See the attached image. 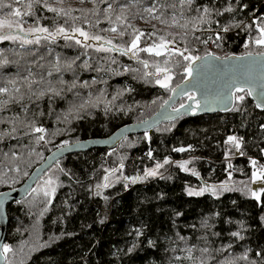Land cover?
Listing matches in <instances>:
<instances>
[{"label":"trees","instance_id":"obj_1","mask_svg":"<svg viewBox=\"0 0 264 264\" xmlns=\"http://www.w3.org/2000/svg\"><path fill=\"white\" fill-rule=\"evenodd\" d=\"M30 2L5 0L13 8L34 13L22 17L26 21L22 25L25 31L47 27L50 32H55L57 27L63 26L74 38L68 41L57 36L45 40L47 33H37L38 36L30 40L40 37L39 44L21 47L19 40L0 42V51L9 60L19 62L0 68V76L5 78L0 80V86H4L7 79H15V87L20 88V92L15 93L11 91L13 86L7 85L10 93L0 95V99H9V95L24 97L21 104L10 103L0 112V119L4 120L0 123V133H11L0 140V192L21 185L63 141L72 143L106 137L125 124L147 119L170 96L171 91L160 88L152 77L146 78L149 82L139 78L144 72H155V63L163 66L164 60L169 59L168 54L156 57L140 52V60L149 61V66L144 68L131 57V53L97 52L95 49L100 45L94 43L95 40L86 42L92 45L87 49L75 45V39L83 41V37H76L71 28L81 27L90 35L101 36V41L111 40L112 45L121 47L128 46L131 36L127 33L135 28L145 33L141 47L158 43L159 38L164 37L166 41L176 42L182 50L189 47L190 52L186 55L200 54V57L209 53L219 56L222 43L226 45L225 56L264 52V48L251 43L248 38V32L251 38L258 35L253 21L258 24L264 20V0H193L191 5L181 4L180 0H107V3L103 0H40L39 4L33 3L28 9L26 5ZM108 3L112 8L105 11ZM121 5L127 7L121 9ZM152 6L156 11L151 15L144 11ZM203 7L211 9V15L207 17L209 23L201 24L194 18L202 14ZM226 7H232L234 11L223 12ZM49 8L63 12L58 15ZM217 10L223 15H217ZM8 11L3 9L0 19L5 18ZM65 12L69 15H64ZM117 16L126 17V20L122 23ZM161 20H167V23ZM216 21L221 25L239 23L240 27H233L222 43L214 42L212 46L201 42L204 41L203 35L193 36L194 24L210 29L217 25ZM112 27L117 28L116 33L108 30ZM122 28L126 29L123 37L118 35ZM149 33L154 35L148 36ZM113 59L115 63H112ZM73 60L74 72L64 70L65 65ZM178 60L179 64L176 63ZM85 61L91 69L82 67ZM57 64L60 72L54 69ZM187 64L178 56L171 57L168 64L173 77L171 87L187 77ZM98 66L110 70H92ZM126 68L140 69V72H126ZM29 71L32 76L28 75ZM49 72H52L51 76ZM74 75L79 77L77 87L68 91ZM134 75L138 78L133 79ZM93 78L97 83H91ZM33 79L37 83L31 84L29 89ZM84 82L89 86H80ZM126 87L134 91L124 92L113 101V96ZM50 88L63 89V98L48 92ZM41 91L48 92V95L37 99ZM247 92V89L235 91V96L244 95L245 99L243 102L234 100L233 106L227 110L182 115L150 131L126 135L114 148H95L61 158L33 186L43 183L51 171L55 178L58 177V183H62L47 212L41 215L45 204L42 195L35 193H28L6 206L4 244L13 249L7 254L8 264H200L201 260L205 264H221L225 260L234 261V264H264V225L261 221L264 193L257 201L238 189L217 197L210 194L188 196L185 192L187 186L205 181L218 183L229 178L249 179L254 170L253 159L264 165V152L261 151L264 149V110L255 105ZM49 96H52L51 101ZM187 98L188 95L181 97L175 107L185 103ZM84 100L93 103L99 100L100 103L96 108L89 106L86 111L80 110L83 119L74 118L75 109L73 116L69 117L70 123L57 119L73 104L78 107ZM105 104L111 108L107 114ZM21 105L27 107L26 112ZM33 121L47 130L45 139L50 142H35L34 136L39 134L30 133L26 127ZM145 133L150 140L145 138ZM230 135L243 138L240 151L225 144ZM189 145L192 146L190 151H173ZM149 150L154 159L146 155ZM165 157L173 161H192L188 167L194 168L199 176L170 164L160 170L165 178L127 183L126 187L121 173L117 172L111 177L113 186L100 189V194H96L95 185L103 182L104 169L118 167L121 158H124L123 176L131 177L142 175L145 168L153 167L156 161L162 162ZM58 168L65 169L72 179ZM117 177L121 178L120 182ZM138 230L143 235H138ZM234 231L240 232L244 239L233 237L231 233ZM149 240L155 242V247L149 246ZM133 245H136L134 251L129 252ZM205 247L209 249L208 253L201 252ZM189 248L192 250L191 259ZM243 255L248 258L240 259ZM3 264H6L5 260Z\"/></svg>","mask_w":264,"mask_h":264},{"label":"snow or ice","instance_id":"obj_2","mask_svg":"<svg viewBox=\"0 0 264 264\" xmlns=\"http://www.w3.org/2000/svg\"><path fill=\"white\" fill-rule=\"evenodd\" d=\"M16 3H21L22 0H15ZM104 3H107V0H103ZM181 4L187 3L189 5H191L193 3V0H180ZM33 3L35 4H39L40 0H31L30 3H28L26 5V7L28 9H31L33 6ZM127 7V5H121V9ZM9 9L8 13L6 14L5 18L0 19V42H4V41H20V46L24 47L27 44H31V43H36L39 44L40 43V37H37L34 41L32 40H27L25 39L23 36H20L19 33L20 32H24L25 29L22 27L23 23H25L26 21H24L22 19L23 16L25 15H33L34 13H32L31 11H26V12H22L20 8H13L11 3H5V0H0V12L3 11V9ZM112 5L110 3H108V7L107 9H105V11H108V9H111ZM49 11L52 12H56L58 15L63 12V10H58L56 8H49ZM145 12L149 13L150 15L156 11L155 6L152 7H146L144 9ZM197 11H201V8H197ZM234 9L232 7H226L223 12H233ZM223 12L217 10L216 14L217 15H223ZM64 15H69V13H63ZM211 15V9H209L208 7H203L202 8V14L199 17H196L194 19L198 20L199 23L203 24V23H209L210 21L207 19L208 16ZM8 17H11V19H9ZM155 19H160V16H155ZM116 19L118 21H121L122 23L126 20V17L123 16H117ZM174 19V18H173ZM260 19V18H258ZM111 22V21H110ZM162 23H167V20H161ZM175 22V20H174ZM217 24H219V21H216ZM254 24H256V31L258 32V35L255 37L251 38V43L255 44L258 47H262L264 48V20H262L261 23H256V21H253ZM128 28H131V25H127ZM182 27H186V25H182ZM233 27H240V24H232L229 23L227 25H221L219 28V31H217L216 36H215V41L214 42H219L223 40V36L220 34L221 32L223 33H227L229 32ZM248 28H251V25L247 26ZM193 28L196 29V25H193ZM111 32L116 33L117 32V28L112 27L111 29H108ZM199 30V29H196ZM71 32L72 33H78L80 37H83V41H81L80 39H75V45H79L82 48H90L92 47L91 44L86 43L90 40H95V41H101L103 38L99 35H90V33L88 31H85L83 28L81 27H73L71 28ZM27 33H47L46 36H44L45 40H48L50 37L51 38H55L57 36H63V38L65 40L71 41L73 40V36L72 35H68L67 34V30L65 29V27L63 26H59L56 28L55 32H50L49 29L47 27H34V28H29L27 29ZM126 34V29L122 28L119 32L118 35L123 37ZM129 36H131V40L128 44L127 47H121V46H116V45H112V41L111 40H107L105 41L106 44L111 45V47H104L103 44H101L99 47H97L95 50L97 52L103 51V52H119L121 55H128L129 53H131V57L135 58L140 64L143 65L144 68H147L149 66V61L148 60H140L139 57V53L140 52H145L148 53L150 55H155L156 57H160L163 56L165 54V51L168 52L169 55V59H165L163 62V66L159 63H155L153 65V67L155 68V72H144L139 78L140 79H144L145 82H149L147 81V77H152L154 79V82L156 85H158L160 88H163L167 91H172L175 92V88L171 87V82H172V75H171V68L168 67V64L170 62L171 57L173 56H178L180 57L183 61H187L188 64L185 68V71L187 72L189 77H192L193 75V71L194 68H197L198 66L195 64L196 61L198 60H202L204 59L203 57H199V56H193L189 53L190 49L189 47H185L183 50L180 49H170L168 48V44L170 43L169 41H166L164 37H160L159 38V42H153L152 44L146 46V47H141V38L145 37V33L139 31L138 29L133 28L132 32L127 33ZM154 33H149L148 36H153ZM197 40H199V37H196ZM211 39V37L209 38ZM202 43H207L208 41H201ZM71 46V45H69ZM217 46L219 47L220 44L217 43ZM245 46H248V43L245 44ZM15 54V53H14ZM85 55H87V52L84 53ZM261 55H264V53H261ZM249 56H251V53H249ZM79 57H77L76 59H78ZM59 59V58H57ZM116 61L113 59L112 63H115ZM18 61H12L9 60L7 56L4 55L3 51H0V68H5L11 64H18ZM75 63V60L67 63L65 65V69L66 71H73V64ZM177 64H179V60L176 61ZM82 67L85 70L91 69V65L85 61L84 64L82 65ZM54 69L56 72H60L61 68L57 65L54 66ZM94 71L97 72H102V71H106V70H110V69H104L102 67H97L95 69H92ZM126 72H132V73H139L140 69H132V68H126L125 69ZM116 74H122V73H116ZM29 76H32L31 71H29L28 73ZM49 76L52 75V72L48 73ZM78 76L74 75V79H73V83L71 84V87L68 88V91H72L73 89H75L77 87V83L76 80H78ZM137 76H133V79H137ZM5 79L3 76H0V80ZM25 80L28 79V77H24ZM104 83H106V81H103ZM37 83L36 80H32L31 83L28 85L29 89H31V84H35ZM60 83H64L63 80L60 81ZM92 84L97 83V80L95 78H93ZM16 81L15 79H7V82L4 86H0V95H8L10 93V88L7 85H12L13 88L11 91L15 92V93H19L20 92V88L15 87ZM82 87H88L89 84L88 82H84L82 85H80ZM134 91V89H132L131 87H126L122 90H120L119 92H117V94L115 96H113V101L116 100L119 96L123 95L124 92H132ZM235 91L237 92H244L245 89L242 86L237 85L235 88ZM48 92H51L54 96L57 97H62V92L63 89H61L60 91H57L55 89H48ZM48 92L45 91H41L38 96L36 97L37 99L43 98L45 95H48ZM103 94V93H101ZM248 95L252 94V89H249L247 92ZM33 95H36L35 93H33ZM75 95L79 96V93H75ZM262 98H261V102L257 104L258 108H264V93L261 94ZM24 99L23 95H21L20 97H15L14 95H9V99H0V112L4 111L5 109L8 108L10 103H16V104H21V101ZM29 99H31V97H29ZM52 96H49V100L51 101ZM188 99L190 101H194L196 104L197 108L201 107V102L200 101H196L195 96L191 95L190 93L188 94ZM232 97L229 96V100H231ZM234 99L236 101L239 102H243L245 99L244 95H238L235 96ZM100 101L97 100L96 103L91 102L90 100H84L82 103H80L78 105V107L73 104L72 107L69 108V110L62 114V115H58L57 119L58 120H63L65 122H71L69 120L70 116H73V109L76 110V115L74 118L77 119H83L84 117L82 115L79 114L80 110H85L87 109V107H92V108H96L98 107ZM109 104L111 102H108ZM24 108V111H27V107L24 105H21ZM188 108V110H191L190 106H186L184 104L180 105L181 109L184 108ZM121 111H123V109H120ZM130 110V109H129ZM237 111H239V109H236ZM109 111H111V108L108 106V104H105L104 107V112L105 114H107ZM174 112L179 113L180 109L177 108H173ZM51 114V113H50ZM89 115L91 113H88ZM40 115H43V112L40 113ZM4 120L0 119V123H3ZM141 123H147L142 121ZM26 127H28L30 133H34V134H39V135H35L34 139L35 142L37 144H39L40 142H44V143H48L50 141H47L45 139V134L47 132V130L42 127V126H38L34 121L30 122L26 125ZM16 129L13 128V132H15ZM28 133H26L27 135ZM11 136V133H0V140H3L4 136ZM145 138L150 140V137L147 136V133H145ZM226 145H230L231 148L236 149L237 151H240L242 144H243V138L242 137H237L235 135H230L227 137L226 141H225ZM61 148H67V149H71L73 147V145H71L68 141H63L60 145ZM192 150V146L189 145L188 147H177L174 148L173 151L175 152H179V153H183V152H187ZM262 152H264V149L261 150ZM241 155H243V152H240ZM148 156L149 159H154L153 156V152L151 150L148 151V153L146 154ZM123 159L121 158V161L119 163L118 167H114L111 169L105 168L104 172L106 173L103 176V182L102 183H97L95 185V188L97 189V195L100 194L99 190L100 189H106L109 188L111 186H113V182L111 180V177L115 176V174L117 172H120L122 175V179L125 182H128L130 184H136L137 182H143L148 180L149 178H165L163 172H161V169H165V166L170 165V164H176L182 171L184 172H191V175L193 176H199V173L194 169H190L188 167V165L192 162L190 160H184V161H173L171 160L169 157H165L163 159L162 162L160 161H156L154 163V166L151 168H145L144 172L142 175L138 174V175H134V176H123V169H124V163H123ZM251 164L253 166V171H252V175H251V182L252 183H258L260 185H262L260 188L256 189V190H252V189H248V193H250V195L255 198L257 201L260 200L261 197V193H264V166H257V161L256 160H251ZM229 167H231V165H229ZM17 171H19V169H16ZM47 171V170H46ZM58 171L63 173L64 175L69 176V179H72V176L70 173H68L65 169L63 168H58ZM229 176H231V173H229ZM120 177H117V182H120ZM62 183H58V177L53 178L52 176H49L46 180L43 181L42 184L38 183V186L36 188H30L27 189L26 191L29 192V194L35 193L37 196H41L43 197V203L45 204V207L42 209L41 211V215H43L45 212L48 211V206H50L53 202V200L55 199L56 193L58 188L62 187ZM125 186L127 187L128 184L126 183ZM237 190L235 187H230L229 186V182L225 181L222 182L219 185H212V184H207L205 183L203 186H201L199 189H194L192 187H188L186 189V194L188 196H203L206 193H210L212 196H218L219 194L223 193V192H228V191H235ZM107 199V198H105ZM264 219V218H262ZM205 227H207V224L204 225ZM138 235H143V233L141 231H137ZM218 235V234H217ZM231 235L233 237H237L239 239H244L243 236L240 235V232L238 231H234L231 233ZM181 239H184L183 237H181ZM149 246L151 247H155V242L152 240L148 241ZM136 245H133L132 248H130L128 251L132 252L134 251ZM228 247H231V245H229ZM0 249H2V251H0V258L4 259L6 261V264H8V260H7V254L12 252L13 249L7 245H0ZM227 249H220L219 251H226ZM191 248L188 249L189 252V258L191 259ZM202 253H208L209 249L207 247L201 249ZM257 255H260V253H257ZM247 255H243L240 257V259H247ZM214 259V257H213ZM200 264H205L204 260L200 261ZM221 264H234V261H222Z\"/></svg>","mask_w":264,"mask_h":264},{"label":"water","instance_id":"obj_3","mask_svg":"<svg viewBox=\"0 0 264 264\" xmlns=\"http://www.w3.org/2000/svg\"><path fill=\"white\" fill-rule=\"evenodd\" d=\"M22 36L32 39L38 36L37 33L20 32ZM40 35V34H39ZM98 45L111 47L104 41L94 42ZM264 53V52H262ZM204 59L198 60L195 64L192 77H187L177 84L175 92L170 93L168 99L159 107V109L147 119L143 120L147 123L135 122L125 124L106 137L83 139L70 143L73 145L71 149L61 148L60 146L51 151L45 159L36 166L25 181L11 189L0 192V245L4 244L5 232L7 224L6 206L8 203L20 200L25 197L37 180L50 169L61 158L87 151L95 148H114L126 135L140 132H147L155 128L161 123L178 119L182 115H191L195 113H213L216 111H224L233 106L235 97V88L237 85L244 89H252L250 95L255 105L261 102L262 93H264V55L261 53H249L242 55L218 56L209 53L203 56ZM191 93L195 96L196 101L201 102V107L197 108L194 101L188 98L183 103L188 108L181 109L180 105L176 106L178 100ZM229 96L232 97L229 100ZM173 108L180 109L179 113L174 112ZM263 109L264 108H260ZM2 251V249H0ZM4 263V259L0 258V264Z\"/></svg>","mask_w":264,"mask_h":264},{"label":"rangeland","instance_id":"obj_4","mask_svg":"<svg viewBox=\"0 0 264 264\" xmlns=\"http://www.w3.org/2000/svg\"><path fill=\"white\" fill-rule=\"evenodd\" d=\"M24 33H27V31H24ZM20 36H22L21 34H19ZM76 37H80L79 36V34L78 33H75L74 34ZM24 37V36H23ZM25 38V37H24ZM248 38H249V41L251 40V34H250V32H248ZM25 39H27V40H30V39H28V38H25ZM248 40H247V42H249ZM170 43L168 44V48H170V49H173V50H176V49H180V50H182L181 49V47L179 46V45H177V43L176 42H174L173 40H171V41H169ZM165 53L166 54H168V52L167 51H165ZM218 54H219V56H225V54L224 53H222V52H218ZM197 56H201L200 54H198ZM234 151H236V149H234ZM252 175V174H251ZM49 176H52L53 178H55V176H54V172L53 171H51L49 174H48V176L46 177V179L49 177ZM227 182H229V186L230 187H235L236 189H238L239 191H241L243 194H246V195H249V196H251L250 195V193H248V189H252V190H256V189H258V188H260L262 185H260V184H258V183H252L251 182V176H250V178L249 179H240V180H235V179H232V178H229L228 180H226ZM222 182H225V181H222ZM222 182H218V183H211V182H207V181H205V182H201V183H199L198 185H194V186H187V188L188 187H192V188H194V189H199L201 186H203L205 183H207V184H212V185H219V184H221ZM126 183H128V182H126ZM42 184V183H41ZM38 186V184H36V186L35 187H33V188H36ZM186 188V189H187ZM186 189H185V192H186ZM206 194H210V193H206ZM211 195V194H210ZM220 195V194H219ZM218 195V196H219ZM261 195H262V193H261ZM196 197V196H195ZM214 197H217V196H214ZM252 197V196H251ZM260 199H261V197H260ZM260 201V200H259ZM262 218H264V210H263V212L261 213V221H262V223H263V225H264V219H262Z\"/></svg>","mask_w":264,"mask_h":264},{"label":"built area","instance_id":"obj_5","mask_svg":"<svg viewBox=\"0 0 264 264\" xmlns=\"http://www.w3.org/2000/svg\"><path fill=\"white\" fill-rule=\"evenodd\" d=\"M221 24H217L215 27L213 28H210V29H204L202 26L200 25H197L196 26V29H199V30H196L194 31V34L193 36H199V35H203V38H204V41L207 40L208 42L206 43L208 46H212L214 41H215V36H216V33L217 31H219V28H220ZM229 32L227 33H223L221 32L220 34L225 37ZM211 39H209L210 37ZM224 39V38H223ZM223 41V40H222ZM222 41H219L222 43ZM199 50V48H197ZM225 50H226V45L224 43L221 44V52L222 53H225ZM257 166H264L261 162H259L257 164Z\"/></svg>","mask_w":264,"mask_h":264}]
</instances>
